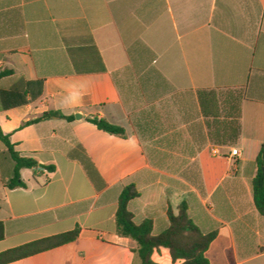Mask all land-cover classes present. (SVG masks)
I'll return each instance as SVG.
<instances>
[{"label":"crops","instance_id":"obj_1","mask_svg":"<svg viewBox=\"0 0 264 264\" xmlns=\"http://www.w3.org/2000/svg\"><path fill=\"white\" fill-rule=\"evenodd\" d=\"M136 43L177 93L137 102L132 119L116 73ZM0 72L3 133L21 156L56 166L22 169L26 187L10 190L12 164L1 165L0 253L81 228L72 243L8 264L137 263L115 223L130 183L140 197L129 210L137 224L151 219L154 235L185 201L203 233L217 232L210 264H230V253L233 264H264L252 192L264 145V0H0ZM51 110L74 120L24 125ZM93 116L127 137L98 130ZM152 259L173 264L165 248Z\"/></svg>","mask_w":264,"mask_h":264},{"label":"trees","instance_id":"obj_2","mask_svg":"<svg viewBox=\"0 0 264 264\" xmlns=\"http://www.w3.org/2000/svg\"><path fill=\"white\" fill-rule=\"evenodd\" d=\"M129 65L121 72L116 73V83L122 92L124 103L142 102L151 105L159 99L170 94H176V89L155 67V54L141 43H136L127 50ZM7 72H0V78ZM201 95V92H200ZM243 98V97H242ZM51 119H63L73 121L74 116H66L60 111H47L37 119L24 123V125L37 123ZM88 121L94 124L98 130L120 138H126L124 127L113 124L104 118L90 117ZM0 141L5 150L0 153V168L3 162L12 164V171L6 182L10 190L26 187L21 178V170L29 169L34 176L51 174L56 171L53 164L43 165L32 157L21 156L10 141L9 135L3 133L0 127ZM264 145L261 147L258 158L259 169L252 180V192L254 205L258 212L264 216V174L262 173ZM140 197L135 184H127L123 187L118 198V207L115 216L116 233L125 238L132 239L136 243L133 252L136 254L135 264H157L153 261L154 252L160 248L168 249L173 264H210L206 257L211 243L215 240L217 232L203 233L191 220L188 214V206L183 201L178 207V213L174 214L171 206L168 209V228L160 234L154 235V223L151 219H145L137 224L133 213L129 210V203ZM81 228L50 237L42 238L0 253V264H8L18 261L69 243L76 241ZM4 225L0 222V240L4 239ZM229 262L233 264L231 253Z\"/></svg>","mask_w":264,"mask_h":264},{"label":"rangeland","instance_id":"obj_3","mask_svg":"<svg viewBox=\"0 0 264 264\" xmlns=\"http://www.w3.org/2000/svg\"><path fill=\"white\" fill-rule=\"evenodd\" d=\"M126 104V103H125ZM126 109L128 110V114L129 116H132V119L134 118V114L135 112L137 111L138 109V105L134 102H129L127 105H126Z\"/></svg>","mask_w":264,"mask_h":264},{"label":"water","instance_id":"obj_4","mask_svg":"<svg viewBox=\"0 0 264 264\" xmlns=\"http://www.w3.org/2000/svg\"><path fill=\"white\" fill-rule=\"evenodd\" d=\"M75 117L76 119H81V116L79 114H76ZM262 160H263L262 173L264 174V154L262 155Z\"/></svg>","mask_w":264,"mask_h":264},{"label":"built area","instance_id":"obj_5","mask_svg":"<svg viewBox=\"0 0 264 264\" xmlns=\"http://www.w3.org/2000/svg\"><path fill=\"white\" fill-rule=\"evenodd\" d=\"M231 155H232V156H238V155H239L238 150L233 149V150L231 151Z\"/></svg>","mask_w":264,"mask_h":264}]
</instances>
